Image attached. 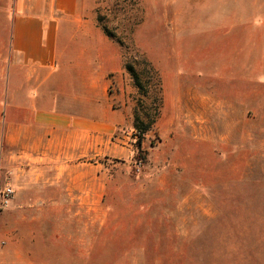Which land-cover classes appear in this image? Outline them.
I'll return each mask as SVG.
<instances>
[{
	"label": "rangeland",
	"instance_id": "374dc122",
	"mask_svg": "<svg viewBox=\"0 0 264 264\" xmlns=\"http://www.w3.org/2000/svg\"><path fill=\"white\" fill-rule=\"evenodd\" d=\"M14 3L0 0L2 69L1 20ZM81 5L114 36L105 34L123 78L108 75L109 103L117 108L123 95L129 118L104 154L84 159L92 166L87 200L62 184L27 194L11 185L0 264H264V21L260 41L238 33L244 20L264 19V0ZM230 17L235 24L211 25ZM238 42L251 53L259 45L261 55L232 56ZM144 61L160 78L162 102L138 149L134 110L141 102L146 113L153 95L138 92L124 64L134 62L144 83Z\"/></svg>",
	"mask_w": 264,
	"mask_h": 264
},
{
	"label": "crops",
	"instance_id": "0c3cea01",
	"mask_svg": "<svg viewBox=\"0 0 264 264\" xmlns=\"http://www.w3.org/2000/svg\"><path fill=\"white\" fill-rule=\"evenodd\" d=\"M82 10L81 0H15L11 21L1 20L8 53L0 65V185L19 194L62 184L67 195L77 190L87 200L92 166L84 159L104 154L108 136L129 118L123 95L113 108L107 92L108 75L123 78L120 55ZM225 21L236 23L230 17L211 25ZM262 21L238 23L245 42L259 36ZM237 45L232 56L261 55L259 45L252 53ZM3 211L0 228H8Z\"/></svg>",
	"mask_w": 264,
	"mask_h": 264
},
{
	"label": "trees",
	"instance_id": "16d2710c",
	"mask_svg": "<svg viewBox=\"0 0 264 264\" xmlns=\"http://www.w3.org/2000/svg\"><path fill=\"white\" fill-rule=\"evenodd\" d=\"M97 22L99 23L100 27L104 31V33L110 37L113 38L114 36L107 30V28L101 24L102 20L101 18H97ZM118 43L121 45V42L118 41ZM134 62H125L124 69L129 74L133 86L138 90V92L145 96L148 94L149 91L152 93V101L150 104L149 109H147L146 113H143L141 110V102H138V106L134 110V122H133V128L134 131H136L135 137H136V148L139 149L141 146L143 140H144V134L151 128L152 124L155 122L156 118L158 117L160 108H161V102H162V88H161V82L158 74L156 71L153 70V68L148 64V62L144 61L142 62L143 65L146 67L144 68L145 76L147 79L144 83L140 80L139 73L134 68ZM146 97V96H145Z\"/></svg>",
	"mask_w": 264,
	"mask_h": 264
},
{
	"label": "built area",
	"instance_id": "2783aa9c",
	"mask_svg": "<svg viewBox=\"0 0 264 264\" xmlns=\"http://www.w3.org/2000/svg\"><path fill=\"white\" fill-rule=\"evenodd\" d=\"M14 198V190L10 183L0 185V211L9 207Z\"/></svg>",
	"mask_w": 264,
	"mask_h": 264
}]
</instances>
